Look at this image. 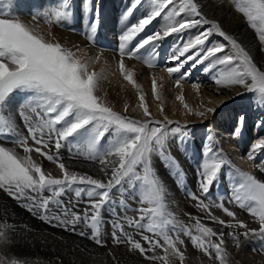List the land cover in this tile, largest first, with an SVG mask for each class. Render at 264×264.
I'll list each match as a JSON object with an SVG mask.
<instances>
[{
    "label": "snow or ice",
    "instance_id": "1",
    "mask_svg": "<svg viewBox=\"0 0 264 264\" xmlns=\"http://www.w3.org/2000/svg\"><path fill=\"white\" fill-rule=\"evenodd\" d=\"M144 2L132 0L125 15L143 7ZM232 3L246 18L264 50V0H232ZM87 11H93L90 3ZM70 12L68 0H61L59 7L45 13V18L59 21ZM93 14L94 19L89 24L90 39L100 23L98 7ZM158 18L165 19L166 23L133 45L132 41ZM197 28L201 30L185 38V33ZM173 34L179 40L169 57L175 62L174 66L168 67L167 72L179 73L176 87H181V82L191 76V69L198 65H205L206 72L216 70L213 81L220 87L221 94L227 96V100L220 102L221 108L235 97L251 93L253 103L262 113L256 126L264 128V63L255 62L218 22L209 20L197 0H156L137 22L125 27L118 37L119 70L124 79L136 84L124 57H131L146 47H150L152 56H158L159 44ZM213 35L222 37L224 42L212 41ZM221 53L223 55H218ZM186 65L188 69L181 71ZM98 84L97 73L89 72L88 65L81 62L75 51L50 41L19 19L0 18V136L11 138L12 143L25 153L21 156L15 148L0 145V190L46 223L105 247L102 210L105 205L112 204L113 189L127 186L137 207H126L123 216L112 209L116 212V220L112 224L111 238L115 245H127L129 251H138L146 264H169V250L171 255L178 257L180 264H184L185 251L181 246L185 241L181 239V232L190 238L195 249L217 264H229L226 236L237 248L241 237H264V181L254 174L235 169L238 175L228 203H234L258 218V228L249 227L223 200L216 206L230 219L215 216L205 203L222 168L231 163L225 159L223 150L212 143L205 144L200 167L196 170L198 191L188 195L213 223L229 231L225 233L205 226L191 213L187 216L196 220L195 232L198 234H194L191 227L170 219L172 214L166 211L165 204L166 188L158 177L153 157L158 156L166 167L176 168L178 162L170 155L168 141L179 134L181 141L186 142L190 136L189 126L169 120L167 115L163 120H155L143 94L139 96L142 118L135 119L114 111L96 94ZM233 86L242 88L243 92L229 93L227 90ZM194 87L199 89L200 86ZM152 89L155 94V79ZM18 94H23L20 101H16ZM159 98L156 94V99ZM175 98L192 112L182 93ZM127 111L126 105L124 113ZM160 111L163 112V106ZM217 111V107H205L196 115L204 118L216 115ZM246 122V114H240L232 134L241 135ZM21 126L24 132H21ZM106 136L109 138L102 145ZM66 145L73 146L69 147V152L75 148L77 155L84 154L86 159L95 161L99 165L98 173L91 175L70 170L59 155ZM257 152H264V137H258L251 145L248 159L254 160ZM32 153L56 162L61 175L46 172L33 160ZM69 193L74 199L66 201L64 197ZM81 204L84 205L82 208ZM127 211H135L138 215L129 218ZM126 227L139 231L141 239L134 238ZM169 228L173 235H169ZM145 230L153 235L144 234ZM13 232L11 223H0V264H27L26 258H9L5 251L13 243ZM155 237H162L163 243ZM77 248L81 252L87 251L80 246ZM158 249L163 250L162 256L157 255ZM108 255L117 264L111 250ZM56 264H62L60 257L56 258Z\"/></svg>",
    "mask_w": 264,
    "mask_h": 264
},
{
    "label": "bare ground",
    "instance_id": "2",
    "mask_svg": "<svg viewBox=\"0 0 264 264\" xmlns=\"http://www.w3.org/2000/svg\"><path fill=\"white\" fill-rule=\"evenodd\" d=\"M154 2L156 0H145L143 7L126 16V9L131 5L132 0H87V2L86 0H68L71 6L69 16L57 21L46 19L45 13L54 11L59 7L61 0H0V13L3 14L0 18L19 19L31 25L35 31L45 35L50 41L59 42L75 51L81 62L88 65L89 72L97 73L99 84L96 94L114 111L135 119L142 118L139 96L143 94L149 111L155 120H163L164 116L167 115L169 120L189 126L190 136L186 142L181 141L179 134L168 141V147L171 149L170 155L175 157L178 162L176 168L166 167L158 156L153 157L158 177L166 188L165 204L166 211L172 214L169 216L170 219L191 227L194 234H198L195 232L196 220L189 219L187 216L188 213H191L193 217L198 216L205 226L212 227L217 231L223 230L225 233L229 231V229H221L220 225L213 223L208 218L207 213L197 208L195 201L191 200L188 195L189 192L198 191L196 170L200 167L205 144L212 143L214 147L223 150L225 159L231 163L222 168L219 180L212 187L214 192L211 197L205 199V203L209 204L215 216L230 219L216 206L219 201L223 200L226 206L237 213L239 219L248 223L249 227L258 228V218L252 217L236 204L228 203L238 175L235 169L252 173L264 181V171H261V168L264 167V152H257L254 160H249L247 155L254 141L258 137H264V128L256 126L262 113L253 103L252 94L245 92L243 96L235 97L233 101H229L226 106L221 108L220 102L227 100V96L221 94L220 87L213 81V76L217 74L216 70L206 72L205 65L192 68L191 76L181 82V87H176V79L179 73L169 74L167 72V68L174 66L175 63L170 61L169 57L173 54L175 45L179 40L176 34L167 37L159 44L158 56H152L150 47H146L131 57L123 58L127 70L133 75L135 85L126 81L123 73L119 70L121 59L118 52L119 35L126 26L137 22L145 15ZM197 2L201 6L202 13L209 20L218 22L222 30L234 37L250 53L255 62L264 63V50H262L257 35L250 28L246 18L234 8L232 0H197ZM89 3L93 10L92 13L87 11ZM97 7L99 8L100 23L97 31L92 34L90 39L89 24L94 19L93 13ZM163 22L166 23L165 19L158 18L147 26L145 31L132 41V44L134 45L144 36L160 29L163 25L158 24ZM200 30V28L192 29L184 36L187 38ZM211 40L224 42L223 38L218 35H213ZM218 55H223V53ZM188 67L186 65L185 69L181 71H185ZM153 79L157 82L155 94L152 89ZM196 84H199V89L194 87ZM227 91L235 93L243 92V89L233 86ZM181 93L185 96V102L192 109V112H188L181 102L176 100L175 97ZM156 94L159 95V99H156ZM22 99L23 94L16 96V101ZM126 105L128 111L124 113ZM161 106H163V112L160 111ZM205 107H217V114L208 115L204 118L196 115ZM240 114H246L247 122L243 133L237 137L232 134V131ZM21 132H24L23 126H21ZM108 138L109 136H106L101 144H106ZM0 145L15 148L21 156L25 155L21 148L16 147L11 140H6L3 136H0ZM69 147L73 146L66 145L61 148L59 155L62 162L70 170L91 175L98 173L99 165L95 161L86 159L84 154L77 155L75 148L69 152ZM31 155L33 160L39 163L46 172L53 176L61 175L56 162L48 161L36 153ZM182 181L186 185H181ZM222 185L226 187L227 193L219 195L215 189ZM182 186L185 187L183 193L180 192ZM136 195L139 196V193ZM64 199L67 201L74 199V197L69 193V196L66 195ZM83 206V204L80 205L81 208ZM126 207L129 209L137 207L131 190L127 186L119 190L113 189L112 204L105 205L102 211L114 214L115 222L116 212L123 216ZM113 208L116 209V212L112 211ZM29 213L25 207L21 206L20 202L8 196L5 191L0 190V223L8 222L14 227V232L11 233L13 243L5 249L9 258H26L27 264H56V256L44 255L42 252L45 249L58 246L66 249L72 256L71 259L67 260L60 256L62 264H80L81 261L88 264H98L102 260L106 263V259L113 260L108 255L109 250L115 255L117 264H146L140 253L129 251L127 245L116 246L114 244L115 246H112L113 244L107 243L106 247H98L86 238L75 236V234L72 236L71 233H68L69 231L55 227L54 224H48L41 219H36ZM126 215L133 218L138 214L135 211H127ZM126 230L134 238L141 239L139 231L127 227ZM168 231L169 235H173L170 228ZM144 234L153 235L147 233L146 230ZM180 236L185 241V245L181 246L182 250L185 251L184 264H217L214 259L210 260L205 253L195 249L190 238L184 236L182 232ZM155 238L160 239L163 243L162 237ZM215 239V237L212 238L213 241ZM226 241L229 264H264V237L258 235L248 238L241 237L238 248L227 236ZM33 245L48 261L38 263L35 258H40V256L29 257L23 252L25 247ZM77 246L85 248L87 251L81 252ZM169 251V264H180L178 257L171 255V250ZM163 254V250H157V255L162 256ZM79 257L81 259H78ZM158 263L156 262V264Z\"/></svg>",
    "mask_w": 264,
    "mask_h": 264
},
{
    "label": "rangeland",
    "instance_id": "3",
    "mask_svg": "<svg viewBox=\"0 0 264 264\" xmlns=\"http://www.w3.org/2000/svg\"><path fill=\"white\" fill-rule=\"evenodd\" d=\"M156 21V20H155ZM154 21V22H155ZM164 24V22L163 23H161V24H158V25H163ZM134 58V57H133ZM184 190H185V187H182L181 188V191L180 192H184ZM214 192V191H213ZM67 196H69V194L67 195ZM66 197V196H65ZM105 215H104V214ZM29 214H31L32 216H34L36 219H40L39 218V216L38 215H34L33 213H29ZM110 215V216H109ZM112 215V216H111ZM113 215L114 214H112L111 212L109 213V212H104V211H102V221H103V224L105 225H103V229H102V231H104L103 232V239L105 240V241H107L108 240V242L107 243H109L110 245H112L113 244V242L111 243V241H112V238H111V232L110 231H112V224L114 223V217H113ZM108 217H109V219H108ZM111 217V218H110ZM107 219H108V221H107ZM112 219V220H111ZM111 221V222H110ZM50 226H52V225H50ZM56 227V226H55ZM106 229H108V230H106ZM107 231V232H106ZM68 232V231H67ZM69 233V232H68ZM70 235H72V236H74L73 234H70ZM106 235H107V237H106ZM75 236H77L76 234H75ZM95 245V244H94ZM106 245H108V244H106ZM112 246H115L114 244L112 245ZM116 246H118V245H116ZM55 247V248H54ZM99 247V246H98ZM106 247V246H105ZM255 247V246H254ZM23 252L27 255V256H40V258H35V261L36 262H38V263H43L46 259H45V256H43L41 253H39V251L37 250V247H34V245L33 246H28V247H25L24 249H23ZM44 255H50V256H56V257H62V258H64V260H67V259H71L72 258V256H70L69 255V253L67 252V250L66 249H64V248H59L58 246H53V247H51V248H49V249H45L43 252H42ZM46 253V254H45ZM49 253V254H48ZM44 257V258H43ZM60 257V258H61ZM78 259H81L80 257L78 258ZM46 261H48V260H46ZM88 264L87 262H80V264ZM73 264H78V263H73ZM93 264H97V263H93ZM98 264H114V262H113V260H111V259H109V260H107L106 259V263H104L103 262V260L100 262V263H98ZM159 264V263H158Z\"/></svg>",
    "mask_w": 264,
    "mask_h": 264
}]
</instances>
